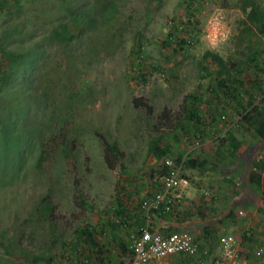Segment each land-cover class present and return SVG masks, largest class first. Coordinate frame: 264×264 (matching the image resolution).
Returning <instances> with one entry per match:
<instances>
[{"label":"rangeland","instance_id":"1","mask_svg":"<svg viewBox=\"0 0 264 264\" xmlns=\"http://www.w3.org/2000/svg\"><path fill=\"white\" fill-rule=\"evenodd\" d=\"M250 9L264 23V0L209 3L227 33L210 45L203 19L182 26V0H0V264L110 256L80 232L91 226L106 244L100 228L122 208L135 213L166 161L190 193L150 226L189 230L203 264L226 234L241 239L247 264H264V140L241 120L264 108V26L246 19Z\"/></svg>","mask_w":264,"mask_h":264},{"label":"built area","instance_id":"2","mask_svg":"<svg viewBox=\"0 0 264 264\" xmlns=\"http://www.w3.org/2000/svg\"><path fill=\"white\" fill-rule=\"evenodd\" d=\"M215 0H182L186 19L182 24L190 31L197 25L198 17L205 21L204 27L197 28L204 36L207 43L216 45L223 41L227 35L222 29L219 19L208 16L207 5ZM199 7V8H198ZM186 44H190L192 35L184 38ZM170 43L177 41L176 33H170ZM154 76L163 77L160 70L154 72ZM166 172L159 179V188L156 193L145 197L137 206L135 213L143 216V224L137 229L134 236L128 240L124 253L114 264H171V257L198 259V244L189 230L154 229L150 226L152 221H157L159 216L174 218L180 208L184 196L190 189L188 179L179 174V168L171 161L165 162ZM203 196H209L205 190ZM116 223L123 229L128 227V222L116 218ZM90 229V227L88 228ZM90 231V230H89ZM219 257L214 264H247L242 256L241 239L235 235L226 234L219 238ZM204 251L202 256L205 257ZM199 260V259H198ZM80 264H87L86 259H80Z\"/></svg>","mask_w":264,"mask_h":264},{"label":"crops","instance_id":"3","mask_svg":"<svg viewBox=\"0 0 264 264\" xmlns=\"http://www.w3.org/2000/svg\"><path fill=\"white\" fill-rule=\"evenodd\" d=\"M158 191V189L153 192V193H156ZM153 193H150L149 195L153 194ZM190 191L188 190V193L189 194ZM147 195V196H149ZM146 196V197H147ZM143 200V199H142ZM140 203V202H139ZM134 208H128V209H120L118 211V216L115 217L116 218H121L123 221H127L128 222V227L130 224L131 225V228H134V229H138L142 224H143V220L141 219H137L135 221V217H134V212L132 211ZM123 213V214H122ZM126 217V218H124ZM114 219V224H108L107 225H104L100 228V230H102L101 234L102 235H105V233H108V236H109V240L107 241L106 244L102 243V241L100 242L97 238L98 234L96 233V231H93L92 227L90 226V232L92 231L93 234H94V238H93V241L97 244H101V246L103 245V251H106V250H110L111 254L110 256H108L107 254H104L103 256H100L99 253H95V252H92L93 255H91L90 257H86V260H87V264H114L116 263L118 260H119V257L120 255H122V253H124V251L122 250V247H124L125 243L124 241L122 243H120V248L121 250H116L114 249L113 245L115 246V248L117 247L116 246V243H117V236H118V232L120 233L121 231H123L122 227H121V224H117L116 223V220ZM160 223V226H156V227H153L154 229H173L174 227L172 225H169L170 223H168V225L162 221H159ZM105 224V223H104ZM129 229V228H128ZM198 244V243H197ZM84 245H86V247H92L91 244H89L88 242L84 241ZM100 246V247H101ZM241 249L243 251V247L241 245ZM89 250H91L89 248ZM91 252V251H90ZM100 258H99V257ZM203 256L201 258V256L198 254V259H196V261L194 262V260L192 259H184L182 257H171L168 259V261L171 263V264H203Z\"/></svg>","mask_w":264,"mask_h":264},{"label":"trees","instance_id":"4","mask_svg":"<svg viewBox=\"0 0 264 264\" xmlns=\"http://www.w3.org/2000/svg\"><path fill=\"white\" fill-rule=\"evenodd\" d=\"M246 19L250 22V23H259L261 24L260 27L264 26V23H260V20L258 19L257 15L255 14V12L253 11V9H250L249 13L246 15ZM260 32L262 29H259ZM181 44H184V40L180 41ZM136 54L139 56L140 55V51L139 49L136 51ZM206 57H209L213 60V62L216 65L221 66L222 62L221 60L213 54L207 53ZM142 76V75H141ZM226 89V88H225ZM226 93V92H224ZM242 122H244V124L246 125V128L251 129L256 138L260 141V140H264V108H260L257 106L252 107L249 111H245L243 116L241 117ZM231 136V135H230ZM230 142H231V147L233 150H236L239 146L238 142L235 141V139L233 137H230ZM56 145V144H55ZM105 152H108L112 155H114L116 153V148L114 145H109L107 143H103ZM161 154H166L165 152H161ZM189 166L192 169H198V168H203L205 162H198L197 160H189L188 161ZM256 168V167H255ZM259 169V168H258ZM257 170V169H255ZM257 172L252 173V180H257ZM200 217L203 218V214L201 211L198 212ZM123 214V213H122ZM164 216H159V219L163 218ZM126 218V217H124ZM89 227L85 228L84 230H82L80 232V236L83 238L84 241L88 242L89 244L92 245V247H96L97 245L96 243L93 241V232L89 231L88 229ZM172 230H180L178 228H174ZM185 230V229H183ZM102 232V230H99V234ZM122 250H125V247H122Z\"/></svg>","mask_w":264,"mask_h":264}]
</instances>
